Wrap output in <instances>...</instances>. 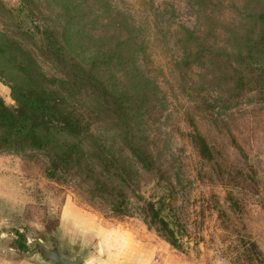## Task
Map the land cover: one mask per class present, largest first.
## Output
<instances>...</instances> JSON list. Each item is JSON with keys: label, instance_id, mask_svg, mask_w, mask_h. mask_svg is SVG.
<instances>
[{"label": "rangeland", "instance_id": "1", "mask_svg": "<svg viewBox=\"0 0 264 264\" xmlns=\"http://www.w3.org/2000/svg\"><path fill=\"white\" fill-rule=\"evenodd\" d=\"M33 1L41 18L56 23L60 31L70 25L76 40L75 29L84 31L85 37L70 54L75 58L110 41V6L140 28V37L150 43L147 54L134 56V64L159 88L148 96L136 133L155 159L149 171L131 159L110 166V148L117 157L126 151L112 136L110 115L99 110L90 95H73V105L98 111L92 137L81 139L84 156L77 164L60 162L52 149L0 150V264L41 263L38 253H27L25 248L34 242L47 245L48 234L60 236L65 203L98 219L108 234L115 229L128 242L136 237L161 243L163 264H264V84L249 75L253 82L237 87V77L227 66L206 61L208 66L202 67L200 60H187L180 51L177 25L196 24L197 2ZM247 1L207 0L205 12H215L218 16L212 22L222 23L236 17V10L243 12ZM19 2L0 0V32L10 35L13 26L5 6L14 8ZM64 3H69L67 14ZM38 60L45 72L55 71L54 63L44 57ZM15 75V70L9 72L0 64V96L8 106L13 100L7 82ZM191 123L212 146V160L201 158L188 142ZM53 162L56 177L50 178L47 173ZM159 173L180 225L181 246L171 245L142 215V200ZM94 220L85 226L80 217L78 223L68 222L72 229L79 227L80 236L84 232L80 247L63 239L85 252L88 264L96 258V239L89 234ZM249 239L261 250L262 260H248L255 251Z\"/></svg>", "mask_w": 264, "mask_h": 264}, {"label": "trees", "instance_id": "2", "mask_svg": "<svg viewBox=\"0 0 264 264\" xmlns=\"http://www.w3.org/2000/svg\"><path fill=\"white\" fill-rule=\"evenodd\" d=\"M195 1L196 24L191 28L177 25L176 31L187 60H200L198 66L202 67L208 66L206 61L212 66H227L237 77V87L249 86L254 77L264 84V0H248L243 12L236 10V17L223 24L212 22L218 16L215 12H205L207 0ZM64 4L67 14L69 3ZM5 7L13 27L10 35L0 32V64L9 72L15 70L16 75L7 82L13 105H6L0 96V150L52 149L60 162L77 164L84 156L81 139L92 137L98 116L96 110L70 103L73 95L85 94L110 115L112 136L119 138L122 150H126L117 157L110 148V166L131 159L146 171L153 170L155 156L136 133L148 96L159 88L134 64V56L149 49L150 42L140 37V28L110 6V41L85 49L75 58L70 54L85 37L82 29L73 33L79 40L72 37L70 25L60 31L56 23L41 18L43 14L33 0ZM40 57L54 63L55 71L45 72ZM191 127L186 134L188 142L201 158L212 160V146L194 123ZM53 164L47 173L50 178L56 177L57 165ZM161 177L160 173L154 177L149 194L142 200V215L171 245L181 246L180 225ZM248 241L255 250L248 260H262L256 243Z\"/></svg>", "mask_w": 264, "mask_h": 264}, {"label": "crops", "instance_id": "3", "mask_svg": "<svg viewBox=\"0 0 264 264\" xmlns=\"http://www.w3.org/2000/svg\"><path fill=\"white\" fill-rule=\"evenodd\" d=\"M66 210L71 213H67ZM79 217L82 219L83 226L94 220L92 215L87 212L81 214L78 207H74L70 203L64 204L59 222V238L61 240L65 239L75 248L81 246L80 237H83L84 232L80 236L79 227L76 226L72 229L68 222L78 223ZM93 224V231H89V234L96 239L93 245L96 251V258H93L91 264H163L159 251L162 247L161 243L141 242L136 237L132 238L131 242H128L123 233L120 236L116 235L117 231L115 229H110V234H108V229L102 226L98 219L94 220ZM107 235H110L109 241H106ZM114 238L117 240L114 241ZM148 244H150L149 249L147 248ZM151 249H153V256H151Z\"/></svg>", "mask_w": 264, "mask_h": 264}, {"label": "water", "instance_id": "4", "mask_svg": "<svg viewBox=\"0 0 264 264\" xmlns=\"http://www.w3.org/2000/svg\"><path fill=\"white\" fill-rule=\"evenodd\" d=\"M47 245L34 242L25 248L27 253H38L42 262L35 264H88L89 257L85 252L76 251L68 242L56 234H48Z\"/></svg>", "mask_w": 264, "mask_h": 264}]
</instances>
